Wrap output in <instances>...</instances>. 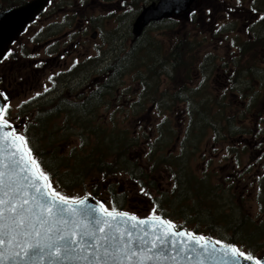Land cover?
<instances>
[{
	"label": "rangeland",
	"instance_id": "1",
	"mask_svg": "<svg viewBox=\"0 0 264 264\" xmlns=\"http://www.w3.org/2000/svg\"><path fill=\"white\" fill-rule=\"evenodd\" d=\"M153 1L140 0L139 3L133 4L130 0H57L55 2L56 6L51 9L50 13L44 15L36 25L32 26L29 31H26L25 34L13 43L12 55L8 58L14 60L13 56L21 54L24 49L29 53L30 57L18 60L17 63L31 64V66L34 63L36 71L31 72L29 78H23V81H29L28 84L21 83L18 85L15 84V81L11 83L15 86L12 87L11 99L6 103V113L9 115L6 118L12 119V122H15L19 126V131H24L26 128L22 126L24 122L20 117L23 113L21 109L28 107V104L32 103L26 110L28 112L27 115H30V117L34 115V112L38 116L40 111L44 113L60 106V111H68V113L76 115L77 120L78 118L80 119L81 115L83 117L89 115L93 118V124L107 123L109 126H114L120 129V134H118L120 136H123L122 133L126 132L129 133L128 136H134L133 138L135 139L136 137L137 139L140 137L141 140H144L145 138L142 135L143 128L146 129V132H152L153 136L154 130L152 129L157 128L159 124H164L170 129L173 128L176 130V135H178L179 130H181L186 121L185 113L183 112L184 105L177 104L172 111L159 107L150 115V120H147L148 114L142 116V112L137 110V105H134L130 101L138 99V96L141 94L140 90L142 91V88L139 89L138 87L139 84L135 87L131 86L130 76H125V81H121L120 85L115 89L116 96H124L118 97L119 101L114 100L111 104L104 103L108 102L111 98L96 101L97 103L94 106L97 107H91L90 111L86 110L84 113H79L80 110L77 111L78 108H72L71 105L75 102H80L82 98H86L91 92L99 89L100 85L105 83L110 75L112 76L113 72L105 70V67H110L112 62L117 58L119 60L126 57V55L135 53L137 56L141 55L146 59L155 58V60L163 63L160 57L164 56V51L171 52L175 44H178V38L184 33L185 36L188 34L186 30L188 32L193 31L196 38L199 37L201 41H205V45L197 51V53L200 52L198 55L200 59L213 54L217 57L216 59L212 57L217 64L226 60L229 62L228 65L233 67V64H235L233 62L234 59H239V55L242 54L235 44L249 38L244 25L248 24L251 20L257 23L258 19L264 25V0H198L197 13L187 17L188 22L191 23L190 25L182 19L163 21L152 24L142 37L135 39L132 34L133 23L142 9L149 6ZM2 2L3 0H0V4ZM202 11H205L207 14L205 19H201ZM239 13H244L245 19L246 15H248V20H245ZM210 15L214 16L215 22H213L214 20H209ZM190 18H193V21H189ZM255 29L264 32V26ZM220 31L221 34H218ZM94 33H97L96 37H93ZM66 34L69 36L68 39H66ZM43 35H46L45 38L47 39L56 38V41L52 45L45 44L46 40L41 39ZM72 44L73 46H71ZM99 53L101 59L92 68H89L85 62L91 59V57L96 58V55ZM244 54V60L250 61V64H244L255 73L253 66L259 67L262 64L264 52L261 49L253 50L252 48H247ZM80 63L84 64L80 66ZM74 72L76 73L75 77L66 76V74ZM136 72H132L131 74ZM62 74L63 76H60ZM1 76H3L2 81ZM222 76L226 77L230 75L225 71H213V73L206 77L203 74L201 76L196 73L195 84L192 87L195 89L202 88L201 92L209 96H206V98H211L215 94L221 95L225 81V79H219ZM169 78L168 75H163L159 80L161 82L160 92L162 93V96H159L160 100L163 97V93L167 94L169 92L174 95L179 89L180 84L169 80ZM260 78V75L254 77L255 80ZM216 79L217 81L215 82ZM7 80L8 76L6 73H2L0 68V86L7 87L9 85ZM53 80L58 83L54 84ZM240 82H242L241 88H245L247 85L246 78H243ZM261 82H263L262 79L260 80L258 89H261L263 93L261 103L264 105V85L260 86ZM57 84L59 89L49 92ZM128 90H130L129 93ZM65 93L68 94L66 95ZM52 94L54 96L51 102L48 99ZM102 94L104 96L106 94L105 91H102ZM149 99H151V96L145 97L144 100L149 102ZM229 102L230 100L226 101L227 111L232 106H239L230 110V114L237 116L233 126L240 122L239 118L242 117V120H245L243 123L245 127L244 131H248L249 133L241 134V130H238V133L231 135L228 140L217 141L214 138H207L200 145V150L187 147L183 152L189 156L188 164H185L187 167L196 165L198 174H201V176L207 170L215 174L214 185H219L218 192L227 200V202L220 200L219 203H222V206L226 210L230 208L229 205L225 204L229 203L228 197L231 194L234 197L244 199L243 205L247 207L246 210L251 213L253 218L262 221L264 220V195L260 196L258 192L260 186L264 185V111L259 114L258 118L249 120L247 117L250 118L253 115L256 117L258 114L257 111L249 113L251 109H249L250 98H244L243 105L240 104L237 98H232V105ZM41 103H45L44 106H39ZM90 106L88 104V107ZM146 107H152V105L148 104ZM242 111L247 112V117L240 114ZM50 114L54 113L50 112ZM230 114L228 112V115ZM141 116L144 117L143 120H139ZM59 119H53L51 125L57 126V123H61ZM134 134H137V136ZM256 135L258 137L254 138ZM45 143V137H41V141H38L36 138L37 149L41 150L45 146ZM64 143L66 142L62 144ZM78 143L79 140L76 137L71 139V144L78 145ZM62 144H58L57 146L63 150L64 146ZM232 146L235 152L230 150ZM166 151L167 149L163 152L164 155L167 153ZM150 152V150H147L142 145L134 147L128 153V160L138 159V163H141L144 154H149ZM173 152L178 153L179 148ZM44 172L46 173V171ZM243 172L244 175L242 174ZM55 180L57 182L58 179L55 178ZM112 180H114V183L111 182ZM125 180H127L125 176L119 174L103 179L102 183L104 188H128V183ZM161 180L162 178L156 181L158 182V187L155 189L151 187L150 193L147 194L146 189L141 190L142 194L148 197L144 199L146 205L143 204L142 207H139L140 213L135 214L132 212L131 207L127 206V198H130V194L127 192L124 193L126 197L125 203L119 205L121 211L131 213L139 218L159 216L161 212L160 208L159 210L157 209L158 213H156L155 208L149 204V202H154L155 199H160L158 192L155 190L161 189L163 192H168V194H171L172 191V184H165L164 182L162 184ZM164 180L167 181V176L164 177ZM181 180L184 183L183 180L185 178H181ZM91 184H93L92 180L85 183L86 188H81L83 187L81 186L76 187L74 190H67L58 185V183H52V186L61 195L72 200H79L87 195H91L89 192ZM245 186L246 189H243ZM106 206L108 210H115L110 202H107ZM165 212L171 220L172 218L174 219V216L169 215L167 208ZM183 212L180 217L176 216V219L173 220L178 225V228L182 224L185 229L203 231L200 233L202 237L209 238L208 236H214L215 238H210L223 243L231 241L226 229L218 225L214 229H210L206 225L207 223L210 225L216 222V220L211 218L208 210H202L198 216L189 211H186V213L183 210ZM247 239L256 240L260 243L264 241L263 237L261 238L257 235L254 238ZM240 245L238 244V247L246 251L247 247H241ZM262 249L263 247L259 249L253 248L255 251H261V255L264 257V250Z\"/></svg>",
	"mask_w": 264,
	"mask_h": 264
},
{
	"label": "trees",
	"instance_id": "2",
	"mask_svg": "<svg viewBox=\"0 0 264 264\" xmlns=\"http://www.w3.org/2000/svg\"><path fill=\"white\" fill-rule=\"evenodd\" d=\"M27 1L29 0H3L0 8H13ZM130 1L133 4H137L140 0ZM253 9L256 10L255 7ZM182 20L187 21L188 25L191 24L187 18H182ZM191 20L193 21V18H190L189 21ZM248 24L250 25V21ZM34 25H36V22L31 24L26 31H29ZM263 26V23L258 19L257 23L255 22L250 25L247 31L249 38L235 44L242 54L239 55V59H234L233 62L235 64H233V67L228 65L229 62L226 60H223L221 62L222 64H217L213 59L217 57L213 54L200 59L198 57L200 52L197 53V51L205 45V41H201L199 37L196 38L193 31L188 32L186 30L188 34L185 36L184 33L178 38L179 42L175 44L171 52L164 51V56L160 57L163 63L155 60V58L146 59L141 55L137 56L135 53L126 55V57L120 58L119 60L117 58L112 62L110 67H105V70L113 72L112 76L110 75L107 81L100 85L99 89L91 92L86 98H82L80 102H75L71 105L72 108H78L77 111L80 110L79 113H84L86 110L90 111L91 107L96 108L97 106H94L97 103L96 101L108 100V98L111 99L108 102H104L105 104H111L114 100L119 101L118 97L124 96H116L115 89L120 85L121 81H125V76H130L131 86L133 85L135 87L139 84V89L142 88V91L140 90L141 94L139 93L140 96L136 99L137 104L135 105H137V110H145V106L148 104H156L158 108L164 107L170 111L174 110L177 104L184 105L183 112L186 117L184 126L186 130L184 129V135L181 140L184 143L180 148L182 151L178 153H174V150H172V146L176 143L178 137L176 130L167 128L164 124H159L157 128L152 129L154 130L152 137L143 128L142 135L145 139L141 140L140 137L138 139L136 137V140L133 138L134 136H128L129 133L126 132L122 133L123 136L118 135L120 134V129L109 126L107 123L100 122L101 124H93V118L89 115L85 117L81 115L80 119L78 118L77 120L76 115H72L68 111H60V106L55 107L53 110L48 108L50 110L48 112L42 113L40 111L38 116L34 112V115L30 117L26 111L32 104L29 103L28 107L21 109L23 113L20 117L24 122L22 126L26 129L19 131V134L23 135L28 141L27 147L31 149L32 156L38 161L41 169L46 171L51 183H58V185H61L67 190H74L76 187L81 186H83L81 188H86L85 183L92 180L93 184L90 185L89 192L95 199L97 195L102 194V180L106 178L119 174H122V176L127 175L131 182L136 181L141 184L142 188L146 189L148 194L151 191V187L154 189L158 187V182L156 181L160 180V178L164 179L167 176V181L171 180L173 184L171 194L163 192L161 189H156L155 191L158 192L160 199H152L157 207L156 209L159 210L160 208L161 217L171 221L165 212L166 208L169 211V215L174 216V219H176V216L180 217L184 213L183 210L185 212L189 211L195 216H198L202 210H208L211 218L216 220V222L210 225L207 223L206 225L210 229H214L218 225L226 229L230 236L231 241H225L224 243L234 247L242 244L240 245L241 247H247L245 250L250 255H254L258 250L255 251L253 248L259 249L263 247L264 249V241L260 243L256 240H248L247 238H254L257 235L264 239V220L259 221L253 218L251 213L246 210L247 207L243 205L244 199L234 197L231 194L228 197L229 203L225 204L230 206V210H226L222 206V203H219L220 200L226 202L227 200L218 192L219 185H214L213 177L215 174L207 170L201 176L194 166L187 167L186 164H188L189 156L183 152L188 146L195 150H200V145L207 138H214L217 141L228 140L231 135L238 133V130H241V134L249 133L248 131H244L245 127L243 123L245 120H242V117L239 118L240 122L233 126L237 116L230 114V110L238 105L232 106L227 111V100H230L229 103L232 105V98H237L240 104L243 105L244 98H250L249 109H251L249 113L257 111L258 114L256 117L253 115L249 118L246 115V111L240 112V114H243L249 120L258 118L259 114L264 111V105L261 103L263 93L261 89H258L260 80L262 79L264 82V61L259 67L253 66L255 73H253L250 67H246V64H244H250L249 60H244V51L247 48H252L253 50L261 49L264 52V32L255 29L262 28ZM218 34H221V31ZM45 37L46 35H43L41 39ZM48 39L45 38L46 41ZM12 48L13 46L10 47L6 57L12 55ZM96 56V58L91 57V59L85 62L89 68H92L101 59L100 53ZM20 57L26 59L30 55L23 49L21 54L13 56L15 60L13 61L17 62ZM164 57L166 58L165 60ZM83 64L80 63L79 65L81 66ZM163 66L164 68H162ZM17 70V68H14L11 72ZM213 71H225L230 76L219 77V79H225L224 89L221 95L215 94L211 98H208L209 96L207 94L201 92L202 88L195 89L192 85L195 84L196 73L201 76L203 74L206 77L213 73ZM132 72L136 73L131 74ZM4 73L8 76V83H13L14 79L17 78V74L14 77V73H8L7 70ZM75 74V72L68 73L66 76L75 77ZM163 75H168L170 77L169 80L180 85L174 95L165 90L168 93H163V97L160 100L159 96L161 97L162 93L160 92L161 82L159 80ZM257 75H260L261 78L256 79V82L254 77ZM60 76H63V74ZM243 78L247 80L245 88H241L242 82L240 81ZM17 79L19 80V78ZM53 82L54 84L58 83L55 80ZM263 82H261L260 86L264 85ZM28 83V80L24 81V84ZM15 84L17 83L15 82ZM3 87L5 88V86ZM58 89L57 84L49 92L57 91ZM11 91L8 90V100L12 97L10 96ZM102 91L106 93L104 96ZM65 94L67 95L68 93ZM53 96L54 94L50 95L48 100L52 102ZM148 96H151V99H149V102H146L144 99ZM206 96L208 97L206 98ZM44 104L41 103L39 106H44ZM88 104L91 106L88 107ZM50 112L54 114H50ZM228 112L230 115H228ZM26 118H28L27 121H25ZM55 118L57 120L60 118L61 123H57V126H52L51 123ZM179 132L181 131L179 130ZM134 135L137 136V134ZM41 137L46 138V143L39 150L36 148V138L38 141H41ZM75 137L79 140V146L77 144H71V139ZM256 137L258 135L254 136V138ZM63 142L66 143L62 144ZM58 144L64 146L63 150L59 149L61 147H58ZM140 145L146 149L149 148L148 150L151 152L144 154L141 163H138V159L128 160L130 150ZM232 147L230 150L235 152L234 147ZM166 149L167 153L164 155L163 152ZM158 172L160 174L157 175ZM151 177H154L155 180ZM55 178L58 179L57 182H55ZM181 178H185L183 180L184 183ZM258 194L260 196L264 195V185L260 186ZM142 195L144 196V194ZM144 197L148 196L145 195ZM179 201L181 202L178 204ZM119 205L121 203L116 204L117 209L121 210ZM174 219L172 218V220ZM186 230L195 236H201L200 233L203 232L198 229ZM212 231L214 232V230ZM210 237L215 238L214 236Z\"/></svg>",
	"mask_w": 264,
	"mask_h": 264
},
{
	"label": "water",
	"instance_id": "3",
	"mask_svg": "<svg viewBox=\"0 0 264 264\" xmlns=\"http://www.w3.org/2000/svg\"><path fill=\"white\" fill-rule=\"evenodd\" d=\"M50 1L31 0L15 8L0 9V61ZM196 3L197 0H154L136 18L133 35L141 37L153 22L187 15L195 9ZM5 105L6 98L0 92V109ZM15 129L16 125L0 124V136L15 135ZM12 151L7 143L0 145V172L5 174L4 184L0 185V200L6 201L0 205L4 209V217L0 219V241H3L0 264H256L252 259L231 253V246L210 239L200 241L206 244L202 248L187 236H165L164 226L155 222V218L130 220L116 215L113 219L100 207L101 203L91 197L80 199L85 201L83 205H73L74 214L65 213L64 220L68 223L56 217L41 225L35 214L39 213L37 205L42 201L25 180L27 174L13 164ZM24 199L28 200L23 208L29 219L22 227H17L13 223L18 219L17 213L7 209L15 204L20 212ZM95 219L102 223H95ZM138 220L149 223L141 225ZM174 231L188 233L184 229L174 228ZM260 264H264V260Z\"/></svg>",
	"mask_w": 264,
	"mask_h": 264
},
{
	"label": "snow or ice",
	"instance_id": "4",
	"mask_svg": "<svg viewBox=\"0 0 264 264\" xmlns=\"http://www.w3.org/2000/svg\"><path fill=\"white\" fill-rule=\"evenodd\" d=\"M0 124H2L3 126H7V121L4 119L2 109H0ZM4 143H7L13 150L11 152V156L14 158L13 164L19 166L20 172L27 174L24 177L25 180L28 181L29 187L35 190V192L39 195L40 200L42 201L39 202L37 205L40 209L39 213L35 214L38 222L41 225H44L47 224L49 220H54L56 217H59L61 222L68 223L67 220H64L65 213L68 212L69 214H74L76 212V209L72 206L75 204L83 205L85 201L69 199L64 195H61L58 191L53 188L49 176L41 169V166L38 161L32 156L31 149L27 147L28 141L23 135L10 136V134L4 133L3 136H0V145ZM4 175L5 174L3 172H0V185L4 184ZM33 199H36V197H33ZM5 203L6 201L0 200V205H4ZM26 204H28V200L24 199L20 205V212H17V206L15 204L11 205L7 209L10 212L17 213L18 219L13 220V223H15L17 227H22L25 221L29 219L24 214L25 210L23 206ZM100 207L103 209V205H100ZM93 211H95V209H93ZM104 211L109 217H112L113 219L116 218V215H119L122 217H127L130 220H137L135 216H129L127 213L114 214V212H109L107 209H104ZM3 217L4 209L0 208V219H3ZM137 222L141 225L149 223V221L147 220H138ZM155 222H158L160 225L164 226L165 236H187L190 241L195 240V242L200 247H206V244H200V241L204 240V237L202 236L196 237L193 233H185L182 231L176 232L174 231L175 225H173L171 221H165L160 217H155ZM95 223L100 224L102 223V221L100 219H95ZM73 234H75V232H73ZM61 239H63V237H61ZM217 243H219V241H217ZM2 244L3 241H0V245ZM230 251L234 255L242 256L247 260L252 259L251 255L245 256L244 252L239 251L235 247H231ZM256 264H260V262L256 261Z\"/></svg>",
	"mask_w": 264,
	"mask_h": 264
},
{
	"label": "flooded vegetation",
	"instance_id": "5",
	"mask_svg": "<svg viewBox=\"0 0 264 264\" xmlns=\"http://www.w3.org/2000/svg\"><path fill=\"white\" fill-rule=\"evenodd\" d=\"M55 2H57V0H52V1H50V3H49V5H48V7H46L45 9H44V11L36 18V24L39 22V20L44 16V15H46V14H48V13H50L51 12V9L52 8H54L55 6H56V4H55ZM198 0H197V3H196V7H195V9L194 10H192L191 12H189L187 15L188 16H191V15H193L194 13H197V11H198ZM242 17H244V19H245V15H243L244 13H239ZM238 14V15H239ZM206 16H207V14H206V12L205 11H202V16H201V19H205L206 18ZM240 16V18H242ZM247 16L248 15H246V19L245 20H248V18H247ZM181 17H183V16H181ZM181 17H177V18H181ZM209 20H214L213 22H215V18H214V16L213 15H210L209 16ZM255 23V21L254 20H251L250 21V25H252V24H254ZM250 25L249 24H245L244 26L246 27V29H245V31H248L249 30V27H250ZM147 30V29H146ZM145 30V31H146ZM144 31V32H145ZM143 32V33H144ZM68 33V32H67ZM39 34V33H38ZM37 34V35H38ZM132 34H133V32H132ZM144 35V34H143ZM68 34H66V39H68ZM133 37L135 38V39H137L134 35H133ZM43 39H45V38H43ZM56 41V38H50V39H48L47 41H45V44H50V45H52L54 42ZM13 46V45H12ZM11 46V47H12ZM71 46H73V44L71 45ZM9 51V50H8ZM8 55V53L6 54V56ZM6 56H4L3 58H2V60L0 61V68H1V71H2V73H4L6 70H7V72H10V73H14L13 74V76L14 77H16V74H17V78H19V80L16 78V79H14V81L19 85V84H21V83H24V81H23V78L24 77H30V74H31V72H35L36 71V66H34L35 64L33 63V65L31 66V64H29V65H25L24 63H17V62H14L13 60H10L8 57H6ZM24 60V58L23 57H20L19 58V60ZM21 66V67H20ZM20 67V68H19ZM14 68H17L18 70L17 71H15V72H11V71H13L14 70ZM33 69V70H32ZM1 80H3V76H1ZM22 80V81H21ZM256 82H257V80H256ZM15 86V85H14ZM13 86V84H11V83H9V85L7 86V87H1L0 86V91H2V92H4L5 94H6V96L8 95V90H13V88L12 87H14ZM130 101H132V103L135 105V104H137V102H136V100H130ZM152 105V107H146L145 106V110H143L142 108V111L141 110H138V111H141L142 112V116H144V114H148V119L147 120H150V115L158 108L157 107V105L156 104H151ZM7 109H6V107H5V109H4V111H3V116H4V119L6 120V121H9V122H12V119L10 120V119H7L6 117L7 116H9L7 113ZM141 116V118L139 119V120H143L144 119V117H142ZM184 129L186 130V128H185V126L183 125V127L181 128V132H179L178 133V137H177V141H176V143L175 144H173V146H172V150H175V149H177V148H179V151H182L180 148L184 145V143L183 142H181V140H182V136L184 135L183 134V132H184ZM144 131H146V129L144 130ZM146 133H148L149 134V136L150 137H152V132H146ZM213 145H215V144H213ZM187 147V146H186ZM189 147V146H188ZM149 149V148H148ZM147 149V150H148ZM230 161V160H229ZM231 162V161H230ZM195 167V169H196V165L194 166ZM243 175H244V172L242 173ZM215 177V176H214ZM214 177H213V181H214ZM125 178L127 179V180H125L127 183H128V188H126V187H122V188H119V189H115V188H113V187H111V188H108V187H106V188H104V185H103V191L101 192L102 194L101 195H97V199H98V201L103 205V207H104V209H107V206H106V203L107 202H110L111 204H112V206L114 207V209L115 210H113V211H118V212H124V211H121V210H119V209H117V206H116V204H119V203H121V204H123V203H125V199H126V197L124 196V193L125 192H127L128 194H130V198L128 199L127 198V202H126V204H127V206H129V207H131V210H132V212H134L135 214L136 213H140V210H139V207H142V205L143 204H145L146 205V202H145V200L144 199H146V197H144L143 195H142V192H141V190L143 189L142 188V185L141 184H139L138 182H131L130 181V179H129V177L126 175L125 176ZM152 179H154L155 180V178L154 177H151ZM151 178H150V180H151ZM162 181V184H163V182L166 184H172V181L171 180H169V181H166V180H164V179H162L161 180ZM111 182H113L114 183V180H112ZM173 185V184H172ZM140 189H138V188ZM243 189H246V186L243 188ZM116 192H115V191ZM123 192V193H122ZM242 195V194H241ZM243 196H244V193H243ZM149 204L151 205V206H153L154 208H155V212L156 213H158L157 212V207H156V205L153 203V202H149ZM108 210V209H107ZM138 210V212H136ZM124 213H126V212H124ZM129 214H131V213H129ZM157 217H161V215H159V216H157ZM264 219V218H263ZM238 250L239 251H242V252H244L245 253V256H247V255H250L248 252H246V251H244V250H242L240 247L238 248ZM264 250V249H263ZM262 254V252L261 251H257L254 255H251L252 256V260H254L255 262L256 261H262V260H264V257L261 255Z\"/></svg>",
	"mask_w": 264,
	"mask_h": 264
}]
</instances>
